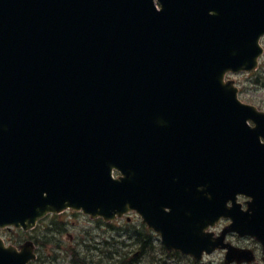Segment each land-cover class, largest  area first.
I'll list each match as a JSON object with an SVG mask.
<instances>
[{"label":"water","instance_id":"water-1","mask_svg":"<svg viewBox=\"0 0 264 264\" xmlns=\"http://www.w3.org/2000/svg\"><path fill=\"white\" fill-rule=\"evenodd\" d=\"M156 1L0 0V229L135 211L167 250L250 260L205 233L230 218L264 252V112L224 80L256 68L264 0Z\"/></svg>","mask_w":264,"mask_h":264},{"label":"flooded vegetation","instance_id":"flooded-vegetation-1","mask_svg":"<svg viewBox=\"0 0 264 264\" xmlns=\"http://www.w3.org/2000/svg\"><path fill=\"white\" fill-rule=\"evenodd\" d=\"M45 219H47L46 227L49 232L43 239L46 246L36 248V259L31 264H179L181 260L185 259H188V261H185L188 264H201L203 262H195L192 258L177 252H164L161 247L157 246L159 239L156 236L149 240L155 246L156 254L149 255L148 239H145L141 246H137V238L132 237L129 232L125 234L129 241V244L124 246L126 247V255L121 256L120 252L123 251L124 247H115L113 250V246L117 244V240L113 236L114 231L107 230L101 236L99 233L94 234V231H82L74 237L67 234L68 231H66L63 234H67L68 239L64 240L63 234L57 230L59 228L56 221L59 222L60 220L52 215L47 216ZM215 232L218 233L219 231ZM226 239L237 247L255 250L250 247L252 241L249 239L239 238L234 234H230ZM234 239L237 242H234ZM50 244L52 246H49ZM133 246L135 248L132 249V255L130 256L129 249ZM221 253L225 254L224 251H218L215 254Z\"/></svg>","mask_w":264,"mask_h":264},{"label":"rangeland","instance_id":"rangeland-1","mask_svg":"<svg viewBox=\"0 0 264 264\" xmlns=\"http://www.w3.org/2000/svg\"><path fill=\"white\" fill-rule=\"evenodd\" d=\"M261 44L264 47V38L261 40ZM229 78L235 80L237 86L240 89L239 98L244 103L256 105L258 108L264 110V84L262 82L264 81V55L260 60V64L257 69V74H251V73L250 74H233V75H229ZM257 80L258 82H256ZM71 221L75 223L69 224L67 234L72 235L73 237L76 235H79V233L82 231H93L94 230L93 232L94 234L99 233L101 236L105 234V231L111 230L107 226L98 228V226H96L97 224L96 221H91L90 219H86L84 217L83 218L81 217L73 218ZM67 234H63L64 240L68 239L66 236ZM0 236L4 237L5 239L9 241L12 240L13 238L18 239L17 233H15V231H12V230H6V229L1 230ZM113 236H115L117 243L124 242L125 244H129V241L125 233H122L121 235L120 234L117 235V233L114 232ZM234 242H237V240L234 239ZM116 245L113 246V250L116 247ZM157 245H158V242H157ZM250 245H251L250 246L251 248L258 250L257 244L255 242L253 241L250 242ZM49 246H52V244H50ZM125 248L126 247H124L123 251L120 252L121 256L126 255ZM134 248L135 247L133 246L131 249H129L130 256L132 255V249ZM208 260L211 263H207L206 260L205 262H202V263L203 264H221L222 255L215 254L213 256H210ZM185 261L187 260L186 259L181 260V263L179 264H188ZM139 262L141 263V260ZM175 264H178V263H175Z\"/></svg>","mask_w":264,"mask_h":264},{"label":"trees","instance_id":"trees-1","mask_svg":"<svg viewBox=\"0 0 264 264\" xmlns=\"http://www.w3.org/2000/svg\"><path fill=\"white\" fill-rule=\"evenodd\" d=\"M256 82H258V80L256 81ZM263 82V84H264V81H262ZM262 82H260V83H262ZM146 238H148V236H145ZM138 239H139V241L141 242V243H143V238H142V236L141 235H139L138 236ZM147 240V239H146ZM148 241V240H147Z\"/></svg>","mask_w":264,"mask_h":264}]
</instances>
